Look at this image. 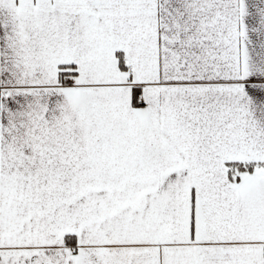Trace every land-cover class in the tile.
I'll use <instances>...</instances> for the list:
<instances>
[{
  "label": "snow or ice",
  "instance_id": "obj_1",
  "mask_svg": "<svg viewBox=\"0 0 264 264\" xmlns=\"http://www.w3.org/2000/svg\"><path fill=\"white\" fill-rule=\"evenodd\" d=\"M0 264H264V0H0Z\"/></svg>",
  "mask_w": 264,
  "mask_h": 264
}]
</instances>
